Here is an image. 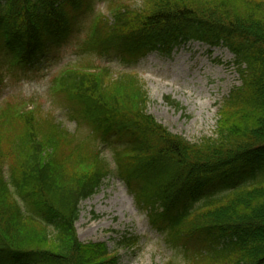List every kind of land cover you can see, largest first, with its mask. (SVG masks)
Listing matches in <instances>:
<instances>
[{"label":"trees","instance_id":"obj_1","mask_svg":"<svg viewBox=\"0 0 264 264\" xmlns=\"http://www.w3.org/2000/svg\"><path fill=\"white\" fill-rule=\"evenodd\" d=\"M94 1L0 0V83L3 66L40 62L90 12L84 52L136 64L191 42L224 47L240 84L219 107L214 136L196 143L147 114L135 75L113 78L91 64L51 80L84 135L24 104L0 109V264H119L104 244H81L74 228L80 203L113 177L181 264H264V0H144L111 10L108 22ZM136 243L122 237L118 246Z\"/></svg>","mask_w":264,"mask_h":264},{"label":"rangeland","instance_id":"obj_2","mask_svg":"<svg viewBox=\"0 0 264 264\" xmlns=\"http://www.w3.org/2000/svg\"><path fill=\"white\" fill-rule=\"evenodd\" d=\"M143 1L95 0L92 10L108 22L112 18L111 10L118 8L117 5L140 8ZM91 19L92 14L85 12L79 21L80 28L65 44L42 57L36 67L16 69L7 78L3 73L6 80L0 87V109L9 104L30 103L27 109L40 118L51 117L70 134L78 131L84 135L89 128L79 127L67 115L64 101L53 96L50 82L69 66L91 64L107 67L113 78L121 74L135 75L147 94V114L171 134L190 143L214 136L218 109L231 90L240 84L233 56L226 48H209L194 42L169 55L152 52L136 64H126L113 53L101 56L84 52L79 47ZM103 154L111 161V152L105 147ZM74 228L81 244H104L114 252L119 264H167L169 261L181 264L184 259L152 228L133 193L115 177L105 181L96 194L80 203ZM122 237L137 238V243L132 247L118 246ZM39 247L51 249L41 243Z\"/></svg>","mask_w":264,"mask_h":264}]
</instances>
